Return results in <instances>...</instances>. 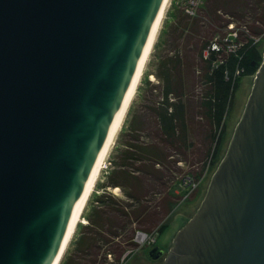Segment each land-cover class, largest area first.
<instances>
[{"label": "water", "instance_id": "obj_1", "mask_svg": "<svg viewBox=\"0 0 264 264\" xmlns=\"http://www.w3.org/2000/svg\"><path fill=\"white\" fill-rule=\"evenodd\" d=\"M162 0H0V264H50ZM162 264H264V56Z\"/></svg>", "mask_w": 264, "mask_h": 264}, {"label": "trees", "instance_id": "obj_2", "mask_svg": "<svg viewBox=\"0 0 264 264\" xmlns=\"http://www.w3.org/2000/svg\"><path fill=\"white\" fill-rule=\"evenodd\" d=\"M172 17V54L160 58L153 72L159 82L146 81L153 97L132 117L103 185L121 188L126 199L108 190L96 196L98 206L76 241L77 258L65 264H121L122 254L136 247V230L155 236L164 230L187 192L182 179L193 177L198 189L219 159L237 71L245 65L254 73L259 66L253 63L262 61L258 45L250 46L264 38V0H201L194 14L183 8ZM230 32L236 33L228 37ZM179 173L182 179L176 180Z\"/></svg>", "mask_w": 264, "mask_h": 264}, {"label": "rangeland", "instance_id": "obj_3", "mask_svg": "<svg viewBox=\"0 0 264 264\" xmlns=\"http://www.w3.org/2000/svg\"><path fill=\"white\" fill-rule=\"evenodd\" d=\"M200 3L201 0H171V2H169L165 17L162 21L158 33L156 44L154 46L152 54L148 59L145 74L141 79V82L139 84V89L129 109L123 129L118 134L115 140V144L114 147L112 148L113 150L111 154H109L108 158L105 160V163H103V171L101 177L98 180L95 190L93 191V194L90 197L88 205L82 215V219L80 221V225L76 230L75 236L72 239L71 244L68 246V249L64 254L60 264H65L66 261L69 259L77 258L76 241L78 237L81 235L82 231L84 230L82 226L88 224V216L92 214L93 208H96L98 206L96 201L97 199L96 196H98V194H102L103 192L108 190V192H110L112 195L122 198L124 200L126 199L124 195V191L121 188L118 187V189H116L113 187H109L108 189H106L103 188V185L106 184L108 174L111 172V170L114 167L113 160L116 154L118 153V150L123 148L122 142L128 137L126 135H127V131L129 130L132 117L134 116L135 113H138V111L140 112L142 110V107L148 103L149 98L153 97V95L150 94L151 84L148 85L146 81L150 80L152 84H157L159 82V80L153 74V72L157 70V65L159 63L160 58L172 54V50L175 45V41L173 40V35L171 34V24L173 18L172 12L176 13L179 10L185 8L186 12H188L187 11L188 9H191L195 13ZM232 24L231 23L229 24L228 29L232 27ZM230 34L232 33L230 32L228 34V37ZM253 45H258L259 50L262 52V55L264 56V38L256 39L251 44L250 47H252ZM261 63L257 64V62H255L253 63L254 64L253 67H257V66L260 67ZM239 70H240L239 72L240 80L238 86L234 91L231 108L226 118L225 132L221 145L219 159L217 160L215 165L207 172V174L200 183V187L192 192H188L187 194L183 195L180 203L175 207L174 211L166 219L164 230L157 233L155 237L156 241L155 242L152 241V238L145 241L144 245L141 246L133 255L127 257L126 262H124L123 264H162L163 259L156 260L149 257L148 253L150 249L154 247V245H158L160 248L164 249L165 252H168L173 245L174 237L177 234V232L182 227H184L188 223V221L195 215L201 203L205 199L207 192L209 190L212 177L228 151L229 145L235 133V129L243 116L250 95L252 94V88L255 82V75L257 71L254 72L255 73L254 75V73H252L251 70L249 71L245 67V65L240 66ZM152 75L154 76V78H152ZM181 166L183 168L182 171L183 173L188 170L187 164L186 165L183 164ZM175 179L176 180L182 179V174L179 173L178 177H175ZM155 198L156 199L154 201H157L158 197ZM128 234L129 231H126L123 237H119V240L124 239ZM109 244L101 248L99 258L104 257L105 249L109 246L111 247V244L110 245ZM108 254L109 253H107L106 255L107 261L111 262V260H109ZM112 258H114V255Z\"/></svg>", "mask_w": 264, "mask_h": 264}, {"label": "bare ground", "instance_id": "obj_4", "mask_svg": "<svg viewBox=\"0 0 264 264\" xmlns=\"http://www.w3.org/2000/svg\"><path fill=\"white\" fill-rule=\"evenodd\" d=\"M169 2H171V0H162L161 5L156 11L154 19L152 20V25L149 34L143 46L142 54L138 59L134 73L132 75L130 85L128 86V89L126 90L123 98L121 99L118 110L113 116L110 129L102 144L101 152L98 158L96 159L95 163L93 164L92 172L86 184L84 185L80 195L74 201L69 211L66 223L64 225L62 239L58 252L54 256L50 264H60L64 254L68 249V246L71 244V241L75 236L78 226L80 225L82 215L88 205L93 191L95 190L96 184L101 177L103 171V163H105V160L108 158L109 154H111L113 150L112 148L115 144V140L118 134L123 129L129 109L136 97L137 91L139 89V84L143 75L145 74L148 59L152 54L154 46L156 44L158 33L162 21L165 17ZM152 78H154L153 75ZM116 189H118V187H116Z\"/></svg>", "mask_w": 264, "mask_h": 264}, {"label": "built area", "instance_id": "obj_5", "mask_svg": "<svg viewBox=\"0 0 264 264\" xmlns=\"http://www.w3.org/2000/svg\"><path fill=\"white\" fill-rule=\"evenodd\" d=\"M190 14H194V11H192L191 9H188L187 10ZM232 24V23H231ZM232 27H233V24H232ZM231 27V28H232ZM233 35H235L236 32H231ZM231 35V34H230ZM238 45V44H237ZM235 45V44H229V49L230 50H234L236 48H238V46ZM240 70L237 71V73H239ZM188 180V182H187ZM197 182L194 181L193 177L187 175L186 177H184L182 179V182H181V186H183L184 189L187 190L186 194L188 192H192L194 191L196 188H197ZM116 188V187H115ZM155 234L154 233H150V232H146L144 230H141V229H138L136 230L135 232V235H134V238L133 240L135 241L136 243V247H131L129 249H127L123 254H122V257H121V264H123L124 262H126V258L133 255L141 246L144 245L145 241H147L148 239L152 238V241H156L155 239ZM108 257H109V260H113V254L112 253H109L108 254Z\"/></svg>", "mask_w": 264, "mask_h": 264}, {"label": "flooded vegetation", "instance_id": "obj_6", "mask_svg": "<svg viewBox=\"0 0 264 264\" xmlns=\"http://www.w3.org/2000/svg\"><path fill=\"white\" fill-rule=\"evenodd\" d=\"M166 255H167V253H165V255H164L163 257H160V258H158V259H160V260H162V259H163V261H164V259H165ZM158 259H156V260H158Z\"/></svg>", "mask_w": 264, "mask_h": 264}]
</instances>
